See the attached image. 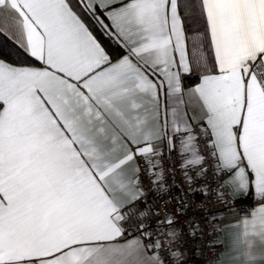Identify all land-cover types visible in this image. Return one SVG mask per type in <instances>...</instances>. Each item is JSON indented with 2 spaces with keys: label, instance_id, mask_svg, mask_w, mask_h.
<instances>
[{
  "label": "snow or ice",
  "instance_id": "obj_1",
  "mask_svg": "<svg viewBox=\"0 0 264 264\" xmlns=\"http://www.w3.org/2000/svg\"><path fill=\"white\" fill-rule=\"evenodd\" d=\"M0 38V264H183L193 194L264 264V0H0Z\"/></svg>",
  "mask_w": 264,
  "mask_h": 264
},
{
  "label": "built area",
  "instance_id": "obj_2",
  "mask_svg": "<svg viewBox=\"0 0 264 264\" xmlns=\"http://www.w3.org/2000/svg\"><path fill=\"white\" fill-rule=\"evenodd\" d=\"M195 127V125H194ZM196 133H199V128H196ZM203 146V145H201ZM176 159L175 154H173V160ZM173 163L172 160H165L166 165H171ZM179 166V162L177 161V167ZM167 184L172 185L173 180L167 179ZM175 184L180 185V187H172L171 188V198L172 202L165 203L168 199L167 195H156L151 194L149 196V201L151 203V208L153 213L157 209L160 210V216H164V209L167 208L168 212L176 211V199L183 195L181 188L184 187L183 180L181 174L177 172L175 174ZM189 201H192V208L186 213V216H180L179 224L177 227L179 228L181 225L185 224V220L187 217H198V223L201 226L202 231H198L195 237H191L188 235V229L185 228L183 233L174 240H170L169 243L173 245V247L186 255V260L183 261V264H212L215 259L218 251L219 244V234L220 231L213 232V226L209 225L205 228L206 221L203 219L205 216H211L213 213L218 211V205L214 198H205L200 194H193L187 197ZM207 199V203L204 201ZM204 204L205 211L196 210L197 205ZM185 208H188V205H184ZM244 207H250V205L245 204ZM234 211L240 212V205L238 204ZM229 213V212H227ZM241 213V212H240ZM226 214V213H222ZM158 217L153 216V221ZM219 224V223H218ZM169 264H172V261H169Z\"/></svg>",
  "mask_w": 264,
  "mask_h": 264
},
{
  "label": "crops",
  "instance_id": "obj_3",
  "mask_svg": "<svg viewBox=\"0 0 264 264\" xmlns=\"http://www.w3.org/2000/svg\"><path fill=\"white\" fill-rule=\"evenodd\" d=\"M113 47H115L114 44H113ZM189 87H191V85H189ZM195 105H196L195 98L190 97L187 94V90H186L185 95L183 97V106L187 108L188 114L190 116L195 115V113L193 112V108L195 107ZM222 215L225 217V219L218 221V223L223 229L224 225L234 224L237 221H239L242 216V213L238 211H232V212L222 214ZM218 238H219L218 251H217V255L215 259L213 260L212 264H219V258L221 254L227 252L230 246L231 237L229 235V231L221 230Z\"/></svg>",
  "mask_w": 264,
  "mask_h": 264
},
{
  "label": "trees",
  "instance_id": "obj_4",
  "mask_svg": "<svg viewBox=\"0 0 264 264\" xmlns=\"http://www.w3.org/2000/svg\"><path fill=\"white\" fill-rule=\"evenodd\" d=\"M0 46H3L7 51L13 53V57H15L14 46L11 44V41H6L3 38H0Z\"/></svg>",
  "mask_w": 264,
  "mask_h": 264
}]
</instances>
